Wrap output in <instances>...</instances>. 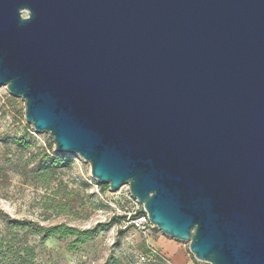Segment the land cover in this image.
Segmentation results:
<instances>
[{
  "label": "water",
  "instance_id": "95a60500",
  "mask_svg": "<svg viewBox=\"0 0 264 264\" xmlns=\"http://www.w3.org/2000/svg\"><path fill=\"white\" fill-rule=\"evenodd\" d=\"M205 264H264V0H0V88Z\"/></svg>",
  "mask_w": 264,
  "mask_h": 264
},
{
  "label": "rangeland",
  "instance_id": "374dc122",
  "mask_svg": "<svg viewBox=\"0 0 264 264\" xmlns=\"http://www.w3.org/2000/svg\"><path fill=\"white\" fill-rule=\"evenodd\" d=\"M24 138L28 151L19 149L15 140ZM53 143L46 134H37L24 118V105L0 88V264H205L194 259L188 243L149 231L142 236L133 227L124 230L121 223L102 229L93 240L75 244L71 238L52 237L41 241L28 231H9V219L26 220L48 227L66 224L80 230L107 224L112 216H126L142 208L129 193L127 185L118 191L100 192L90 175V167L75 155L53 154L59 165L46 180L36 175L41 161L38 150ZM49 154V152H47ZM130 197L132 199H130ZM120 230H124L120 233ZM171 244L175 254L162 244ZM29 249L25 254L21 250ZM154 249L158 259L142 261L141 256ZM10 250V252H8ZM18 254L15 261L13 254ZM181 255V261L176 258Z\"/></svg>",
  "mask_w": 264,
  "mask_h": 264
},
{
  "label": "trees",
  "instance_id": "16d2710c",
  "mask_svg": "<svg viewBox=\"0 0 264 264\" xmlns=\"http://www.w3.org/2000/svg\"><path fill=\"white\" fill-rule=\"evenodd\" d=\"M14 143L19 149L24 151H28L30 146V144L26 142L24 138L15 140ZM52 151H53V147L51 143H48L45 149L38 150L37 155L41 157V161L36 175L39 179L46 180L48 178H51V176L54 175L55 169L59 167V165L64 164L59 162L60 160L54 156ZM47 152H49V154H47ZM99 185H100V192L108 191L109 187L107 185H102V184ZM141 216H145V213L142 208H138L131 216V218L134 219ZM127 220L128 219L126 216H112L107 224H98L97 227L84 229V230H80L76 227H71L63 223L44 227L31 221L16 220V219H9L6 225L9 231H28L30 234L40 237L41 241L48 240L52 237H56L58 239L71 238L73 239V243L82 245L88 241L93 240L94 237L98 234V232L102 231L98 227H102V229H104L105 227L110 225H115V224L119 225L121 223L127 222ZM128 227L129 226L125 227L124 230L127 229ZM124 230H120V233H123ZM150 230L157 231V229L154 227H151ZM1 249H2V243L0 242V250ZM21 251L24 252L25 254H28L30 252L29 249L27 248H23ZM8 252H10V250H8ZM13 255L15 261H19L21 259L19 258L17 253ZM105 264H118V263L107 261Z\"/></svg>",
  "mask_w": 264,
  "mask_h": 264
},
{
  "label": "built area",
  "instance_id": "2783aa9c",
  "mask_svg": "<svg viewBox=\"0 0 264 264\" xmlns=\"http://www.w3.org/2000/svg\"><path fill=\"white\" fill-rule=\"evenodd\" d=\"M130 199H132L130 197ZM136 211V210H135ZM131 212V214H129V216L127 217V222H124L123 228L127 227V226H132L134 227L142 236L147 237L150 231V228L153 227L150 225L147 215L145 214V216H141L138 218H134L132 219L131 216L134 214V212ZM158 256L157 252L150 248L148 253L141 256V260L142 261H150L153 259H156Z\"/></svg>",
  "mask_w": 264,
  "mask_h": 264
},
{
  "label": "crops",
  "instance_id": "0c3cea01",
  "mask_svg": "<svg viewBox=\"0 0 264 264\" xmlns=\"http://www.w3.org/2000/svg\"><path fill=\"white\" fill-rule=\"evenodd\" d=\"M162 246L164 247L165 251L167 253H170V254H175L176 253V248L171 245V244H162ZM176 261L179 262L181 261V255H178L177 258H176Z\"/></svg>",
  "mask_w": 264,
  "mask_h": 264
}]
</instances>
